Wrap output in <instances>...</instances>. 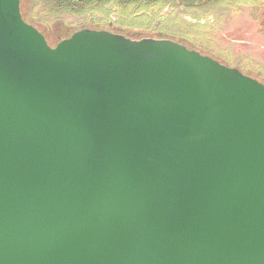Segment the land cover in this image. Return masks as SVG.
Segmentation results:
<instances>
[{"label": "water", "instance_id": "water-1", "mask_svg": "<svg viewBox=\"0 0 264 264\" xmlns=\"http://www.w3.org/2000/svg\"><path fill=\"white\" fill-rule=\"evenodd\" d=\"M0 264H264V85L0 0Z\"/></svg>", "mask_w": 264, "mask_h": 264}, {"label": "rangeland", "instance_id": "rangeland-1", "mask_svg": "<svg viewBox=\"0 0 264 264\" xmlns=\"http://www.w3.org/2000/svg\"><path fill=\"white\" fill-rule=\"evenodd\" d=\"M57 2H62L74 13L84 5L78 0ZM121 2L124 0L112 4L113 10L107 19L113 23V30L107 31L132 40L153 38L172 41L237 69L264 85V0H175L161 13L154 7H148V4L143 8L141 5L128 8L119 6ZM47 11L46 6H38L37 14L41 20L35 21L28 14L21 13L25 22L42 33L50 46H55L85 26L92 30L104 27L103 23L96 21L97 18L90 20L94 18L90 12L85 17H79L72 12L56 14ZM102 13L105 16L106 13L101 11H97L96 15L99 17ZM66 25L71 27H68L71 32L56 34L50 31Z\"/></svg>", "mask_w": 264, "mask_h": 264}, {"label": "trees", "instance_id": "trees-1", "mask_svg": "<svg viewBox=\"0 0 264 264\" xmlns=\"http://www.w3.org/2000/svg\"><path fill=\"white\" fill-rule=\"evenodd\" d=\"M114 1L117 0H105L103 4H84L83 6L80 7V10H78V12H76V15L80 16V17H85L86 14H88L89 12L92 14L93 16L96 15L97 11H101L106 13V17L108 18L113 10L112 4L114 3ZM175 0H124V2L119 3V6H127L128 8L133 6V5H141V8L144 7V5L148 4V7H154L155 10H158V13H161L162 11H164L165 9H167V7L171 6L174 3ZM57 8L54 7V13L56 14H61V13H70V11H72L71 9H69L67 6H65L64 4H61L59 6H56ZM127 8V9H128ZM146 29V28H145ZM79 31V30H78ZM77 32V31H75ZM74 32V33H75ZM72 36V35H71ZM69 38V37H68ZM66 39V38H64Z\"/></svg>", "mask_w": 264, "mask_h": 264}, {"label": "flooded vegetation", "instance_id": "flooded-vegetation-1", "mask_svg": "<svg viewBox=\"0 0 264 264\" xmlns=\"http://www.w3.org/2000/svg\"><path fill=\"white\" fill-rule=\"evenodd\" d=\"M78 1H83L84 4H90V5L96 4L97 5L100 3L103 4L105 0H78ZM61 4H62V2H57V0H21V12L23 14L25 13V15L28 14L29 17L34 21L35 20H41L39 15L37 14V7L38 6L44 5L49 9V11L50 10L55 11L54 7L57 8L56 6H59ZM49 11H47V12H49ZM70 12H72V14L76 15V13H74L73 11H70ZM89 15H91V14H89ZM76 16H78V15H76ZM93 17H94L93 19L92 18L90 19L91 21H93L97 18L96 21L98 20L99 22L103 23L104 27L101 26V30H107V29L113 30V23L108 22L106 15L104 16L103 13L99 17L97 15H95ZM105 17H106V20H105ZM105 22H106V24H105ZM68 27H70V26L66 25V26H64L62 28H58V29L53 28L50 31H52L51 33H56V34L61 32V31H67L68 32L71 28V27L70 28H68ZM81 29H88V28L85 26V28H81ZM76 31H78V30H76ZM69 32H71V31H69Z\"/></svg>", "mask_w": 264, "mask_h": 264}, {"label": "crops", "instance_id": "crops-1", "mask_svg": "<svg viewBox=\"0 0 264 264\" xmlns=\"http://www.w3.org/2000/svg\"><path fill=\"white\" fill-rule=\"evenodd\" d=\"M191 22H194V21H191Z\"/></svg>", "mask_w": 264, "mask_h": 264}]
</instances>
